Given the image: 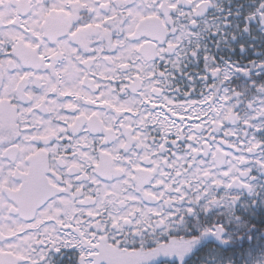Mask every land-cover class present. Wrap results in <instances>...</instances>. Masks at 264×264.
I'll use <instances>...</instances> for the list:
<instances>
[{"label":"snow or ice","instance_id":"6c2138e0","mask_svg":"<svg viewBox=\"0 0 264 264\" xmlns=\"http://www.w3.org/2000/svg\"><path fill=\"white\" fill-rule=\"evenodd\" d=\"M0 264H264V0H0Z\"/></svg>","mask_w":264,"mask_h":264}]
</instances>
